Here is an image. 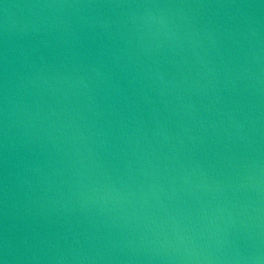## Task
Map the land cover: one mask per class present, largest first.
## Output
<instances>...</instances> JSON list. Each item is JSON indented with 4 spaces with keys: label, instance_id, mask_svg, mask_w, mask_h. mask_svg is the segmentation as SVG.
<instances>
[{
    "label": "water",
    "instance_id": "95a60500",
    "mask_svg": "<svg viewBox=\"0 0 264 264\" xmlns=\"http://www.w3.org/2000/svg\"><path fill=\"white\" fill-rule=\"evenodd\" d=\"M2 264H264V0H0Z\"/></svg>",
    "mask_w": 264,
    "mask_h": 264
},
{
    "label": "clouds",
    "instance_id": "9594fccd",
    "mask_svg": "<svg viewBox=\"0 0 264 264\" xmlns=\"http://www.w3.org/2000/svg\"><path fill=\"white\" fill-rule=\"evenodd\" d=\"M0 264H2V262H0Z\"/></svg>",
    "mask_w": 264,
    "mask_h": 264
}]
</instances>
